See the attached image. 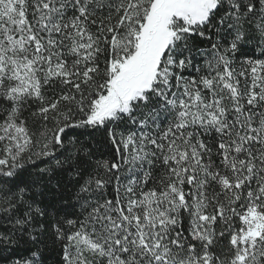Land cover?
<instances>
[{"label":"snow or ice","instance_id":"1","mask_svg":"<svg viewBox=\"0 0 264 264\" xmlns=\"http://www.w3.org/2000/svg\"><path fill=\"white\" fill-rule=\"evenodd\" d=\"M0 264H264V0H0Z\"/></svg>","mask_w":264,"mask_h":264}]
</instances>
